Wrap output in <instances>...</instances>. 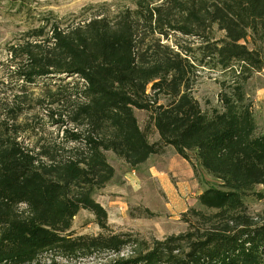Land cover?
<instances>
[{
  "label": "trees",
  "instance_id": "1",
  "mask_svg": "<svg viewBox=\"0 0 264 264\" xmlns=\"http://www.w3.org/2000/svg\"><path fill=\"white\" fill-rule=\"evenodd\" d=\"M134 6L113 21L39 29L31 37L39 42L10 50L17 79L30 87L59 78L45 98L68 109L45 113L62 130L58 145L24 147L0 123V264H264V222L250 220L244 205L264 186V134L245 90L264 69V0H134ZM172 35L201 46L175 52L161 45ZM152 36L158 43L145 48ZM199 69L225 76L221 110L211 115L192 94ZM161 96L166 104H159ZM136 110L149 115L145 130ZM151 128L159 136L155 143ZM168 148L197 177L193 153L220 183L199 196L214 224L162 241L110 232L108 213L93 198L116 174L106 153L137 169ZM81 210L94 215L103 234H74Z\"/></svg>",
  "mask_w": 264,
  "mask_h": 264
},
{
  "label": "rangeland",
  "instance_id": "2",
  "mask_svg": "<svg viewBox=\"0 0 264 264\" xmlns=\"http://www.w3.org/2000/svg\"><path fill=\"white\" fill-rule=\"evenodd\" d=\"M134 9V0H0V123L5 122L12 128L19 143L35 149L58 145L63 137L62 130L54 126L45 113L52 110L59 116L68 108L67 105L51 107L45 98L46 89L51 86L50 89L55 90L52 85L61 83L59 78L39 80L30 87L18 80L15 73L19 67L11 62L10 50L28 42H39L31 38L39 29L44 28L45 33H49L55 26L66 30L93 19L113 21L118 14ZM214 31L216 39L224 37V32L218 31L217 27ZM158 39L159 36L147 37L145 48L157 44ZM160 43L175 52L179 47L197 49L201 46V41L180 35H172L169 40L161 38ZM248 47L253 49L250 39ZM262 57L264 59V43ZM60 79L65 83L73 80L65 76ZM224 79V75L208 69H199L192 77V94L204 113L211 115L213 110H221L220 82ZM245 90L253 105L258 133L264 134V69L252 74ZM148 93L152 94L151 91ZM167 101L161 96L159 104ZM135 115L141 129L145 130L149 115L139 110ZM148 138L150 143L159 140L153 128ZM190 156L197 177L172 148H168L164 156H153L137 169L107 152L108 162L116 174L104 188L94 191L93 198L107 211L110 232L135 233L148 240L162 241L186 233L190 226L213 225L214 213L202 208L199 196L209 188H219L220 183L200 168L193 153ZM244 205L245 215L254 223L262 224L264 186H257L245 197ZM72 231L76 236L103 234L94 215L86 210H81L74 219Z\"/></svg>",
  "mask_w": 264,
  "mask_h": 264
},
{
  "label": "crops",
  "instance_id": "3",
  "mask_svg": "<svg viewBox=\"0 0 264 264\" xmlns=\"http://www.w3.org/2000/svg\"><path fill=\"white\" fill-rule=\"evenodd\" d=\"M158 156V155H157ZM162 156H164V155H162ZM178 156V155H177ZM153 157V156H152ZM151 157V158H152ZM185 161V160H184ZM186 163H188L187 161H185ZM188 165H189V163H188ZM190 168H192L191 166H190ZM192 170V172H193V169H191ZM192 176H193V173H192Z\"/></svg>",
  "mask_w": 264,
  "mask_h": 264
}]
</instances>
